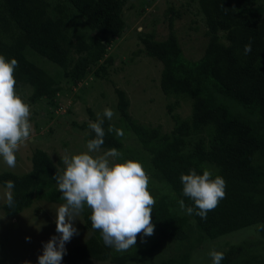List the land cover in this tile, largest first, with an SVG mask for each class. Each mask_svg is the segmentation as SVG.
Listing matches in <instances>:
<instances>
[{
	"label": "trees",
	"instance_id": "trees-1",
	"mask_svg": "<svg viewBox=\"0 0 264 264\" xmlns=\"http://www.w3.org/2000/svg\"><path fill=\"white\" fill-rule=\"evenodd\" d=\"M125 1L57 0L49 7V0H0V54L18 62L14 73L16 89L26 84L33 91L32 103L43 99L54 104L56 93L63 88L44 69L29 62L23 51L28 49L57 67L61 79L73 85L103 55L102 42L121 32L120 13ZM197 3L206 27V44L198 60L183 58L173 33L162 41H155L152 33L139 38L145 56L161 65V93L188 100L190 114L182 120L172 116L174 127L169 134H164L159 126H145L133 120L126 112L123 93L117 90L116 109L120 117L115 128L122 129L124 134L130 132L145 154L125 147L114 132L107 133L106 121L102 148H116L123 153L121 160L142 163L186 205H192V201L182 195L181 173L195 169L202 174L206 165L215 168L213 175H220L226 181V197L207 214L206 220L195 214L187 215L198 234L197 240L208 241L264 223V6L252 5L254 0H197ZM83 29L94 33L90 42ZM250 40L252 51L245 55L244 46ZM210 130L213 136L205 145L199 136ZM94 135L89 130L85 142ZM190 136H197L199 140L191 150L182 152L183 140ZM30 163L28 173H0V186L5 187L4 182L8 180L15 184V206L8 208L6 201L1 206L6 217L29 207L35 199L34 189H37V199L64 202L52 179L57 167L46 153L33 149ZM89 216L90 210L85 207L80 217L82 228L89 236L69 249L61 264H79L86 260L150 264L141 260L134 247L117 252L105 246L100 233L92 229ZM152 222L156 236L151 241V250L166 239H186L187 218L170 211L165 198L156 199ZM256 231L259 238H264V230ZM243 250L242 244L230 246L221 264H232L230 257L242 256ZM250 259L241 258L233 264L258 261L257 256L251 259L253 262ZM177 264H186V261L180 259Z\"/></svg>",
	"mask_w": 264,
	"mask_h": 264
},
{
	"label": "rangeland",
	"instance_id": "rangeland-1",
	"mask_svg": "<svg viewBox=\"0 0 264 264\" xmlns=\"http://www.w3.org/2000/svg\"><path fill=\"white\" fill-rule=\"evenodd\" d=\"M55 1L57 0H49V7H52ZM252 5L264 6V0H254ZM120 18L121 32L116 37L102 42L103 55L96 63L90 65L87 74L73 85L61 79L57 67L28 49L23 51L29 62L44 69L63 89L56 93L54 104L50 105L49 101L43 99L32 103L31 87L26 84L19 85L17 94L31 108L33 134L30 141L22 145L16 153L17 162L14 168H9L0 158V173H28L31 169L30 157L36 148L45 152L57 168H62L60 157L65 154V150L69 154L86 150L84 137L90 130L89 121L94 122L98 116L102 117L105 108L113 109L115 115L111 120L104 121L108 126L118 125L120 114L116 109L117 90L123 93L127 101L126 112L133 120L145 126H159L161 133L169 134L172 131V116H176L178 120L188 117V100L161 93V65L155 59L145 56L139 38L152 33L155 41H162L169 33H173L183 58L189 61L198 60L206 44V27L197 0H126ZM83 32H86L85 38L90 42L94 33L84 29ZM174 103L177 106L173 107ZM81 125L83 126L79 127ZM200 136L206 145L213 134L210 130L209 133L201 132ZM120 140L125 147L145 154L130 132L125 133ZM197 140V136L186 137L181 147L182 152L191 150ZM206 168L216 170L210 165H206ZM145 170L151 178L149 191L155 200L159 197L165 198L170 211L187 218V227L185 240L166 239L152 250L150 244L156 236L155 232L149 237L138 236L134 249H138V256L142 261L150 264L173 261L177 264L178 260L185 259L186 264H211L208 255L211 249L226 252L230 246L242 244L245 254H233L229 259L230 263H238L241 258L246 260L248 257L253 259L257 256L256 264H264V238H259L255 226L230 232L215 240L198 241L192 220L180 210L174 193L160 177H154L152 171ZM36 190H33L35 199L29 207L15 216L6 217L1 211V206L6 201V188L0 186V264H24L25 261L37 264V256L42 253V242H47L51 236L57 235L54 212L60 203L37 199ZM82 225L83 221L78 216L74 226L79 234L66 243V252L83 243L89 236V232L83 230ZM26 237L30 239L26 240ZM79 264L109 263L86 260Z\"/></svg>",
	"mask_w": 264,
	"mask_h": 264
},
{
	"label": "clouds",
	"instance_id": "clouds-1",
	"mask_svg": "<svg viewBox=\"0 0 264 264\" xmlns=\"http://www.w3.org/2000/svg\"><path fill=\"white\" fill-rule=\"evenodd\" d=\"M252 51V42L244 46V54ZM18 62L6 59L0 54V158L9 167L16 166V153L30 141L33 134L31 108L16 91L14 76ZM115 112L103 110V116L89 121L88 127L95 134L87 140L86 150L60 157L62 168H57L52 179L64 202L55 210V232L47 242H42V253L37 264H61L66 254V243L78 235L74 221L85 207L90 210L91 227L100 233L105 246L117 252H126L136 246L137 237L154 234L152 212L156 200L149 191L150 176L139 161L123 159V153L116 148L103 149L106 131L104 120H111ZM123 137L124 131L109 125L107 133ZM182 195L192 201L186 205L183 199L177 201L179 208L187 215L207 219L226 197V181L220 175L204 168L202 174L189 169L181 173ZM6 206H15L13 181L4 182ZM255 228L264 230V223ZM26 240L30 238L26 237ZM142 242H144L142 240ZM211 264H221L224 252L211 249L208 253ZM24 264H31L25 261Z\"/></svg>",
	"mask_w": 264,
	"mask_h": 264
}]
</instances>
